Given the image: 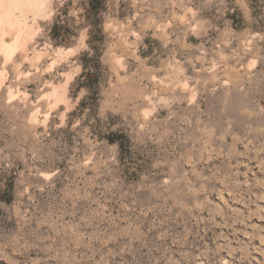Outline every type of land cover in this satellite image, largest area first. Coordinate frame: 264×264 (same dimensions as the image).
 Segmentation results:
<instances>
[{
  "label": "rangeland",
  "instance_id": "374dc122",
  "mask_svg": "<svg viewBox=\"0 0 264 264\" xmlns=\"http://www.w3.org/2000/svg\"><path fill=\"white\" fill-rule=\"evenodd\" d=\"M0 264H264V0H0Z\"/></svg>",
  "mask_w": 264,
  "mask_h": 264
},
{
  "label": "trees",
  "instance_id": "16d2710c",
  "mask_svg": "<svg viewBox=\"0 0 264 264\" xmlns=\"http://www.w3.org/2000/svg\"><path fill=\"white\" fill-rule=\"evenodd\" d=\"M89 1V5L92 6L93 8V3L96 1V0H88ZM94 16H95V12H89L86 20L89 24H95V23H92L94 21ZM61 29V28H60ZM93 30H90V34L92 33ZM58 36H63L64 40H68L66 38H68L69 34L67 33H62L60 34L59 32V29L57 27V25H54L53 28H52V38L55 40ZM59 44L61 43H67V41H60L58 42ZM91 43V42H89Z\"/></svg>",
  "mask_w": 264,
  "mask_h": 264
},
{
  "label": "clouds",
  "instance_id": "9594fccd",
  "mask_svg": "<svg viewBox=\"0 0 264 264\" xmlns=\"http://www.w3.org/2000/svg\"><path fill=\"white\" fill-rule=\"evenodd\" d=\"M85 39V37L83 36V34H82V36H81V42L83 43V40Z\"/></svg>",
  "mask_w": 264,
  "mask_h": 264
},
{
  "label": "bare ground",
  "instance_id": "6f19581e",
  "mask_svg": "<svg viewBox=\"0 0 264 264\" xmlns=\"http://www.w3.org/2000/svg\"><path fill=\"white\" fill-rule=\"evenodd\" d=\"M9 36V35H8ZM13 44V43H12ZM5 52V51H4ZM10 59V58H9ZM7 61V60H6ZM11 97V96H10Z\"/></svg>",
  "mask_w": 264,
  "mask_h": 264
}]
</instances>
